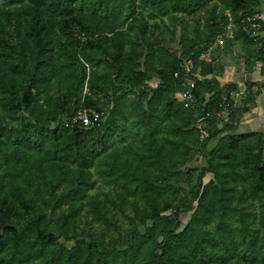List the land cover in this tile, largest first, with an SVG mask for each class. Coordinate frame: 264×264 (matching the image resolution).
<instances>
[{
  "label": "trees",
  "instance_id": "obj_1",
  "mask_svg": "<svg viewBox=\"0 0 264 264\" xmlns=\"http://www.w3.org/2000/svg\"><path fill=\"white\" fill-rule=\"evenodd\" d=\"M262 2L3 0L0 264H264V132H235L256 96L234 106L239 87L208 54L226 10L237 22ZM232 37L258 38L238 25ZM249 55L264 75V44ZM81 106L100 118L73 123ZM197 155L206 165L184 168Z\"/></svg>",
  "mask_w": 264,
  "mask_h": 264
},
{
  "label": "rangeland",
  "instance_id": "obj_2",
  "mask_svg": "<svg viewBox=\"0 0 264 264\" xmlns=\"http://www.w3.org/2000/svg\"><path fill=\"white\" fill-rule=\"evenodd\" d=\"M2 2H3V0H0V6H1ZM167 21L170 25L171 20H167ZM170 26H173V22ZM229 35H230V33H227V35L223 34L220 37H218L216 43L214 44L212 49L208 52L209 56L213 58V62H214V73L212 75H213V77L215 76L218 81H219L218 76L222 75V73L224 71V66L226 63H233L234 64L235 60H238V63H241V62H243V60H245L244 57H246V54L248 53L247 52V45L242 40L237 41L238 45L240 43L239 46L237 45L235 47L234 46L232 47V45H231L232 44V42H231L232 38L228 37ZM163 37L166 41L167 46H169L171 48H175V46H177L176 40L175 41H174V39L170 40L169 36H163ZM196 75L198 77H200L198 72ZM212 75H209L206 78H211ZM202 78H204V77H202ZM227 79H228V77L226 76L225 78L223 77L221 80H225L224 82H226ZM152 83H153V81H151V84ZM223 84H225V83H223ZM181 89H184V90H179L180 94L184 93V91H186L188 89L187 81L183 83ZM239 90H241V89H239ZM243 90L245 91V89H243ZM244 94L245 93H243L242 95H238V96L233 94L234 98L238 104L240 103L242 98H246V95H244ZM179 95L177 92L175 93L176 97H178ZM178 98H180V97H178ZM226 118H227V115L224 114L221 117L220 121L217 123V126H221L223 124V121ZM261 131L264 132V129ZM216 141H217V137L209 140V142L207 144V148L211 149L215 145ZM204 159L205 158L202 155H197L195 157V159H192V161L189 162L184 168L197 167L200 169L201 167L206 165V160H204ZM102 191H110V187H109V185L103 183V181L100 178H97V187L95 189H93L91 192H99L100 196L102 198H104ZM109 194H111L117 202L119 201V198H118V196H116L115 193H113L111 191V192H109ZM113 210L115 211V217L118 218V224H120L123 229H126L128 227V221L126 218V214L132 213V209H131V206L129 205V203L125 202L122 206V209L114 206ZM182 218H183V220H185L186 218H188V214H183ZM79 225L83 229V231L88 232L94 224L90 222L89 214L84 212L79 218ZM95 226L100 227V225H95ZM123 237H124V239L126 238V233H123ZM71 244H72V242H67L68 246Z\"/></svg>",
  "mask_w": 264,
  "mask_h": 264
},
{
  "label": "crops",
  "instance_id": "obj_3",
  "mask_svg": "<svg viewBox=\"0 0 264 264\" xmlns=\"http://www.w3.org/2000/svg\"><path fill=\"white\" fill-rule=\"evenodd\" d=\"M260 8L264 9V2H262ZM229 33L230 35L228 37L232 38V47L237 46V41L242 39H234L232 37V31ZM252 36L258 37L257 40H255V44L245 43L242 40L247 45L248 53L246 54V57L251 56L249 54L251 53L252 49H259L262 43L264 44V29L258 30V32H256ZM246 57H244L245 60ZM245 60H243V62L241 63H238V60H235L234 64L226 63L224 66V71L221 76H218V79L220 84L234 82L237 84L239 89L250 90L256 96L251 107L246 112L242 113L241 117L239 118V121L236 124L237 128L235 132H247L254 130L261 131L264 129V75L261 73L262 62L257 61L251 64V61H249L248 63ZM226 76L228 77L226 82H224L225 80H221L223 77L225 78ZM151 81H153L152 84ZM158 82L159 80L155 76L148 81L149 85L152 87L157 85ZM177 93L178 95L180 94V92ZM224 114L225 113H221L220 117Z\"/></svg>",
  "mask_w": 264,
  "mask_h": 264
},
{
  "label": "built area",
  "instance_id": "obj_4",
  "mask_svg": "<svg viewBox=\"0 0 264 264\" xmlns=\"http://www.w3.org/2000/svg\"><path fill=\"white\" fill-rule=\"evenodd\" d=\"M225 13L227 16V22L224 34L231 32L233 28L238 25L243 32L252 36L256 32H258L259 28L262 26V24H264V9H260L252 14H247V16H241L237 22L234 20L229 10H226ZM189 83L190 85H193L194 80L190 79ZM243 93L244 90H239L235 92L234 95L238 96L242 95ZM180 95L179 97L181 100H183L184 106H188L189 102L192 100V94L189 91H184V93ZM236 104L237 102L235 100L233 105L235 106ZM99 118L100 114L98 111L93 108H86L81 106L76 110L75 115L72 117V122L80 123L84 126H89L93 124V122L97 121ZM198 128L199 138L201 140L205 139L208 136V131L200 125L198 126Z\"/></svg>",
  "mask_w": 264,
  "mask_h": 264
}]
</instances>
